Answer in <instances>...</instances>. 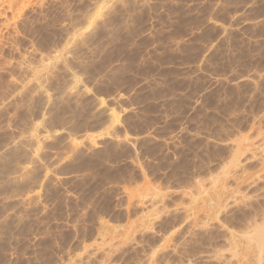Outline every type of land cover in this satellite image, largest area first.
Here are the masks:
<instances>
[{
	"label": "rangeland",
	"instance_id": "374dc122",
	"mask_svg": "<svg viewBox=\"0 0 264 264\" xmlns=\"http://www.w3.org/2000/svg\"><path fill=\"white\" fill-rule=\"evenodd\" d=\"M33 1L0 45V264H264V0Z\"/></svg>",
	"mask_w": 264,
	"mask_h": 264
},
{
	"label": "bare ground",
	"instance_id": "6f19581e",
	"mask_svg": "<svg viewBox=\"0 0 264 264\" xmlns=\"http://www.w3.org/2000/svg\"><path fill=\"white\" fill-rule=\"evenodd\" d=\"M34 1L33 0H0V45H2V46H4V45H6V44H4L3 42H5V40H8V39H6V35H8V34H10L11 33V31H17V30H15V28H16V20L19 18V17H21V15L23 14V13H25V11L28 9V8H30V6L31 5H34V3H33ZM39 3V2H38ZM40 4V3H39ZM41 5V4H40ZM26 14V13H25ZM18 21V20H17ZM24 21V20H23ZM26 23H28V22H26ZM22 26V25H21ZM20 28V27H19ZM12 33H14V32H12ZM16 33V32H15ZM11 35V34H10ZM11 37V36H10ZM10 37H8V38H10ZM14 36H12V38H10L11 40H14L15 38H13ZM15 41V40H14ZM14 41H11V42H14ZM11 42H10V44H11ZM15 43V42H14ZM9 44V43H8ZM7 44V45H8ZM32 44V43H31ZM34 44V43H33ZM2 46H1V48H0V51L2 52V50L1 49H3L2 48ZM36 46V45H35ZM14 47V46H13ZM31 47V46H30ZM32 49H33V47H32ZM35 49V48H34ZM19 51V50H18ZM17 51V52H18ZM0 52V53H1ZM55 52H56V50H55ZM59 53L60 52H56L55 54L54 53H52V56L50 55V57H47V58H49L48 59V61L50 60V61H53L54 63H52V62H50L49 61V63H47L46 61L45 62H43V63H40V65H38V67H40V66H42V67H40L41 69L40 70H38L37 69V71H42L43 69H45V68H47V66L51 63V64H56L55 63V61H57L58 60V58H59ZM47 54V53H46ZM23 55V54H22ZM21 55V56H22ZM19 56H20V54H19ZM44 57V56H43ZM25 58H26V55H25ZM2 59V58H1ZM0 59V60H1ZM20 59V58H19ZM19 59H18V61H19ZM29 59V58H28ZM28 59L27 60H25L24 58L22 59V60H25V61H28ZM21 60V59H20ZM32 60V59H31ZM3 61V60H2ZM5 62V61H4ZM9 62H11V61H9ZM9 62H8V64H9ZM23 62V61H22ZM21 62V64H23ZM31 62H33V61H29L28 63L26 62V64H29V63H31ZM58 62V61H57ZM5 63H7V62H5ZM47 63V64H46ZM2 66H3V64H1ZM18 65V64H17ZM25 65V64H24ZM34 64H32V66H33ZM6 66V65H5ZM10 66H11V64H10ZM20 66V65H19ZM29 66H30V64H29ZM28 65H27V67H29ZM31 66V67H32ZM35 66V65H34ZM49 66H51V65H49ZM37 67V68H38ZM26 68V67H25ZM23 69H24V67H23ZM25 70V69H24ZM34 69H31V71H33ZM35 72H36V70H35ZM34 72V73H35ZM26 73L28 74L29 73V71L27 72V68H26ZM32 73V72H31ZM41 73V72H40ZM41 74H39V76H40ZM28 76H30V75H28ZM35 76V75H34ZM27 77V76H26ZM41 77V76H40ZM42 78V77H41ZM41 78H39V79H41ZM30 80V79H29ZM38 80V79H37ZM36 80V81H37ZM29 82V81H28ZM27 82V83H28ZM36 83H38V84H40L41 83V81H37ZM24 84V83H23ZM25 86V85H24ZM24 89V88H23ZM22 89V90H23ZM263 138V137H262ZM262 140V139H261ZM260 144V143H259ZM261 146H262V144H261ZM232 182V181H231ZM237 183V182H236ZM230 184V183H229ZM227 186V185H226ZM229 186V185H228ZM227 186V187H228ZM223 187H225V186H223ZM222 187V188H223ZM261 188H263V187H261ZM260 188V189H261ZM259 189V188H258ZM263 190V189H262ZM261 190V191H262ZM238 192V191H237ZM243 194L241 193V196H242ZM239 196V195H238ZM237 196V197H238ZM244 196V195H243ZM236 197V196H235ZM234 197V198H235ZM245 197V196H244ZM247 197V196H246ZM248 197H250V196H248ZM254 197V196H253ZM258 197V196H257ZM239 198V197H238ZM251 198V197H250ZM249 198V199H250ZM236 200H238L237 198H236ZM236 200H234V201H236ZM242 200H244L243 198H242ZM241 201V200H240ZM245 201V200H244ZM237 202V201H236ZM252 202V201H251ZM231 204H233L232 203V201L230 202ZM240 204H241V202H239ZM244 203V202H243ZM242 203V204H243ZM256 203V202H255ZM258 203V202H257ZM225 204V203H224ZM229 204V203H228ZM234 204H236V203H234ZM238 204V203H237ZM241 204V205H242ZM230 205V204H229ZM245 204H243V206H244ZM248 206V205H247ZM250 206V205H249ZM253 206H254V204H253ZM258 206V205H257ZM256 206V207H257ZM226 207V206H225ZM240 207V206H239ZM242 207V206H241ZM261 207V206H260ZM238 208V207H237ZM245 208V207H244ZM250 208H251V206H250ZM255 208V207H254ZM243 209V208H242ZM221 210V209H220ZM223 210V209H222ZM244 210V209H243ZM262 210V209H261ZM189 211V210H188ZM190 212V211H189ZM261 212V211H260ZM188 213V212H187ZM204 213V212H203ZM190 214V213H189ZM188 214V215H189ZM205 214V213H204ZM231 214V213H230ZM244 214V213H243ZM256 214V213H255ZM254 214V215H255ZM263 214V213H262ZM195 215V214H194ZM247 215V217L246 218H249L250 217V215L248 216V214H246ZM253 215V216H254ZM245 216V215H244ZM251 216H252V214H251ZM252 216V217H253ZM258 216V215H257ZM256 216V217H257ZM187 217H189V216H187ZM190 217H192V216H190ZM197 217V216H196ZM195 217V218H196ZM230 217V216H229ZM255 217V216H254ZM253 217V218H254ZM264 217V216H263ZM262 217V218H263ZM195 218L194 217H192V218H190V219H188V221H187V223L189 222V224H188V228H187V231L188 230H190L189 228L192 226V227H196V225H198V223H196V220H195ZM199 218V217H198ZM262 218H260L261 219V221L259 220V216H258V220L260 221V222H258V220L256 221H254V223H253V221H252V223H250L251 225H250V227H251V229L250 230H247L248 231V233L246 232V231H244L245 233H243V234H245L246 236H244V238L245 239H247V241H246V244L247 245H249V243H250V241L252 240V241H254V243H255V249L257 250V252L260 250H262L263 249V247H264V218L262 219ZM221 219H223V218H221ZM231 219V218H230ZM256 219V218H255ZM219 220V219H218ZM254 220V219H253ZM200 221V220H199ZM198 221V222H199ZM226 221V220H225ZM224 221V222H225ZM248 221V220H247ZM226 222H228V221H226ZM258 222V223H257ZM202 223V222H201ZM205 223V222H204ZM200 224V223H199ZM231 224V223H230ZM248 224V223H247ZM201 225V224H200ZM199 225V226H200ZM203 225V224H202ZM249 225H247L246 227H248ZM245 227V226H244ZM245 227V228H246ZM199 228H202V227H199ZM199 230V229H198ZM234 230V229H233ZM227 232V231H226ZM238 232V231H237ZM240 232V231H239ZM189 233V232H188ZM191 233H192V231H191ZM190 233V234H191ZM195 233H196V231H195ZM242 233V232H241ZM189 234V235H190ZM198 234V233H197ZM239 234V233H238ZM233 235H235V234H233ZM226 236V235H225ZM232 236V235H231ZM238 236V235H237ZM243 236V235H242ZM241 236V237H242ZM196 239V238H195ZM194 239V240H195ZM236 239V238H235ZM193 240V239H192ZM238 240H240V239H238ZM250 240V241H249ZM189 241V240H188ZM228 241H230V244H233V245H235L234 243H236L235 241H234V239L232 238L231 240H228ZM249 242V243H248ZM229 243V242H228ZM225 245V244H224ZM227 245V244H226ZM242 246V245H241ZM240 246V247H241ZM223 247H225V246H223ZM228 247H230V246H228ZM233 247V246H232ZM231 247V248H232ZM235 247H237L236 245H235ZM239 247V246H238ZM247 247V246H246ZM226 248V247H225ZM253 248V247H252ZM233 249V248H232ZM235 249V248H234ZM242 249V248H241ZM245 249V248H244ZM246 249H250V252H251V248H249V246H248V248H246ZM246 249H245V251H246ZM218 250H220V248L218 249ZM264 250V249H263ZM223 251V250H222ZM221 251V252H222ZM225 251V250H224ZM229 251V250H228ZM244 251V250H243ZM248 251V250H247ZM230 252V251H229ZM234 252V251H233ZM232 252V253H233ZM239 252V251H238ZM257 252H255L256 253V257L258 256L257 254ZM223 253V252H222ZM246 253V252H245ZM248 253V252H247ZM252 253V252H251ZM234 254H236V253H234ZM261 253H259V258L261 259V255H260ZM229 255H231L230 253H229ZM241 255H242V253H241ZM220 256V255H219ZM226 255H224V257H225ZM231 256H235V255H231ZM231 256H228L229 258L231 257ZM246 256V255H245ZM242 257H243V255H242ZM252 257V256H251ZM257 257V258H258ZM226 258V257H225ZM231 258H234V257H231ZM230 258V259H231ZM238 258V257H237ZM257 258H255L256 260H257ZM264 258V257H263ZM222 259V258H221ZM259 259V260H260ZM216 260V259H215ZM220 260V259H219ZM218 260V261H219ZM225 260V259H224ZM229 260V259H228ZM233 260V259H232ZM242 260H244L245 261V258L243 259L242 258ZM249 260V259H248ZM262 260V259H261ZM264 260V259H263ZM227 261V260H226ZM237 261V260H236ZM258 261V260H257ZM222 262V261H221ZM220 262V263H221ZM230 262V261H229ZM232 262V261H231ZM230 262V263H231ZM261 261H259V263H260ZM264 262V261H263ZM225 263H228V261L227 262H225ZM230 263H228V264H230ZM233 263V262H232ZM238 263V262H237ZM236 263V264H237ZM240 263V262H239ZM238 263V264H239ZM222 264V263H221ZM241 264V263H240ZM247 264V263H246ZM254 264V263H253ZM255 264H258V263H255Z\"/></svg>",
	"mask_w": 264,
	"mask_h": 264
}]
</instances>
